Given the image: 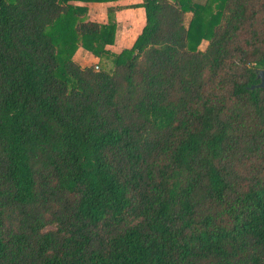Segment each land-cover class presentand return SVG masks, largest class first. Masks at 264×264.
Wrapping results in <instances>:
<instances>
[{"label": "trees", "instance_id": "trees-1", "mask_svg": "<svg viewBox=\"0 0 264 264\" xmlns=\"http://www.w3.org/2000/svg\"><path fill=\"white\" fill-rule=\"evenodd\" d=\"M76 1L0 0V264H264V0Z\"/></svg>", "mask_w": 264, "mask_h": 264}, {"label": "crops", "instance_id": "crops-1", "mask_svg": "<svg viewBox=\"0 0 264 264\" xmlns=\"http://www.w3.org/2000/svg\"><path fill=\"white\" fill-rule=\"evenodd\" d=\"M143 0H116L105 3L72 2L80 6H87L91 21L107 24L109 20L116 23L115 43L106 47L111 53L118 54L130 48L141 34L146 24V12L139 6ZM204 2L205 0H195ZM191 18L188 14L187 19ZM75 60L83 67L94 65L101 60L108 62L109 58H99L86 49L80 48L75 54ZM91 61L92 63H89ZM97 66V65H96Z\"/></svg>", "mask_w": 264, "mask_h": 264}, {"label": "rangeland", "instance_id": "rangeland-1", "mask_svg": "<svg viewBox=\"0 0 264 264\" xmlns=\"http://www.w3.org/2000/svg\"><path fill=\"white\" fill-rule=\"evenodd\" d=\"M206 42H204L202 45H201V48H205L206 47ZM89 63H92L91 61H89ZM95 65V69H96V65L99 66V69L98 70H102V69H105V70H110L112 68V62L111 60H109L108 62H105L103 60H101V62H98V63H94ZM97 70V69H96Z\"/></svg>", "mask_w": 264, "mask_h": 264}, {"label": "water", "instance_id": "water-1", "mask_svg": "<svg viewBox=\"0 0 264 264\" xmlns=\"http://www.w3.org/2000/svg\"><path fill=\"white\" fill-rule=\"evenodd\" d=\"M259 78H260L261 82L258 85L253 86L252 88H254V87H264V71H259Z\"/></svg>", "mask_w": 264, "mask_h": 264}, {"label": "built area", "instance_id": "built-area-1", "mask_svg": "<svg viewBox=\"0 0 264 264\" xmlns=\"http://www.w3.org/2000/svg\"><path fill=\"white\" fill-rule=\"evenodd\" d=\"M96 69H97V70L99 69V66H98V65L96 66Z\"/></svg>", "mask_w": 264, "mask_h": 264}]
</instances>
